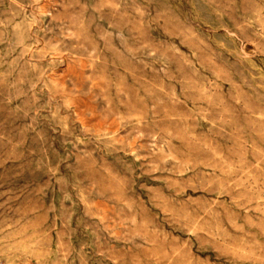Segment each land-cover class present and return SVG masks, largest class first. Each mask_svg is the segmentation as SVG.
I'll use <instances>...</instances> for the list:
<instances>
[{
	"label": "rangeland",
	"instance_id": "374dc122",
	"mask_svg": "<svg viewBox=\"0 0 264 264\" xmlns=\"http://www.w3.org/2000/svg\"><path fill=\"white\" fill-rule=\"evenodd\" d=\"M0 264H264V0H0Z\"/></svg>",
	"mask_w": 264,
	"mask_h": 264
}]
</instances>
